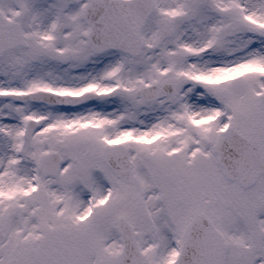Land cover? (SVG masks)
I'll list each match as a JSON object with an SVG mask.
<instances>
[{"label": "snow or ice", "instance_id": "6c2138e0", "mask_svg": "<svg viewBox=\"0 0 264 264\" xmlns=\"http://www.w3.org/2000/svg\"><path fill=\"white\" fill-rule=\"evenodd\" d=\"M0 264H264V0H0Z\"/></svg>", "mask_w": 264, "mask_h": 264}]
</instances>
